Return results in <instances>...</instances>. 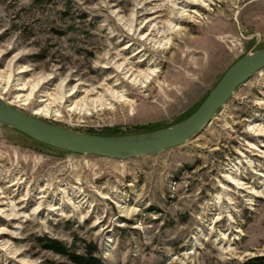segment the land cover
<instances>
[{
    "label": "rangeland",
    "instance_id": "374dc122",
    "mask_svg": "<svg viewBox=\"0 0 264 264\" xmlns=\"http://www.w3.org/2000/svg\"><path fill=\"white\" fill-rule=\"evenodd\" d=\"M172 1L0 0V97L103 137L188 119L235 62L264 48V0H217L183 21ZM173 22L161 46L142 41ZM114 66L154 76L134 85ZM263 127L264 69L200 135L156 156L68 153L0 124V264H73L45 239L97 249L103 264L264 256Z\"/></svg>",
    "mask_w": 264,
    "mask_h": 264
},
{
    "label": "water",
    "instance_id": "95a60500",
    "mask_svg": "<svg viewBox=\"0 0 264 264\" xmlns=\"http://www.w3.org/2000/svg\"><path fill=\"white\" fill-rule=\"evenodd\" d=\"M264 69V48L246 54L222 76L199 109L188 119L158 131L103 137L70 131L25 113L0 97V124L42 145L78 155L127 161L156 156L200 135L235 92Z\"/></svg>",
    "mask_w": 264,
    "mask_h": 264
},
{
    "label": "bare ground",
    "instance_id": "6f19581e",
    "mask_svg": "<svg viewBox=\"0 0 264 264\" xmlns=\"http://www.w3.org/2000/svg\"><path fill=\"white\" fill-rule=\"evenodd\" d=\"M214 1H217V0H174V1H172L173 6H171V9H172L171 12L174 14L173 19L179 20V21H183V19L184 20H190V19H192V14H194V15L196 14V12H192V11H195V8L209 7ZM227 4L229 6L230 5L232 6L233 0H227ZM228 13L230 14L231 12L228 11ZM176 14L179 15L178 18H175ZM148 21H150V20H147V22ZM152 22H154V21H151V23ZM177 25L178 24H175L173 22L171 25H167L166 29L164 28V30H161V27L151 25L150 32L155 33V36L159 37V40H156L155 38H153L154 35L151 33V34H144L142 36V41L147 42L149 44H153L154 47L157 46V44H158V46H161L163 39H166L169 35H172V33H174L175 29L177 28ZM147 27H148V25H146L145 28H143V31L141 32V34L146 30ZM115 68L119 73H122L123 75H125L126 80L131 81V83H133L134 85L144 83L150 79V76H154V74H153L154 72L149 73V74L135 75L133 70L127 68L126 66H116ZM24 88H25V86H23V88L20 90L23 91V90H25ZM110 94L113 98H121V97H118L117 94H114V93H110ZM32 95H33V92H32ZM73 95H74V92H72L68 98H73ZM21 98H24V97H21ZM28 100L29 99H26L25 101L27 102ZM11 105H13V104H11ZM42 113H49V112H42ZM36 114L40 115V113H36ZM253 132H254V130H253ZM256 132L262 134V136H263L264 135V127L260 128V129L256 128ZM240 190L243 191L244 189L242 188ZM257 193L258 192H255L254 190L252 192H250V196H252L251 198L255 197V195H257ZM125 217H127V216H125ZM223 241H225L224 238H223Z\"/></svg>",
    "mask_w": 264,
    "mask_h": 264
},
{
    "label": "trees",
    "instance_id": "16d2710c",
    "mask_svg": "<svg viewBox=\"0 0 264 264\" xmlns=\"http://www.w3.org/2000/svg\"><path fill=\"white\" fill-rule=\"evenodd\" d=\"M44 244L45 249L52 251L60 256L66 257L73 264H103L102 260L95 256L97 249H88L83 254L73 252L69 247L56 240H47ZM237 264H264V256L254 257L245 262Z\"/></svg>",
    "mask_w": 264,
    "mask_h": 264
}]
</instances>
